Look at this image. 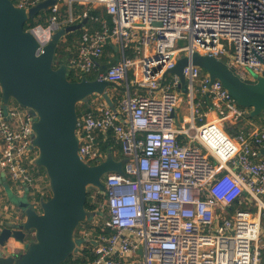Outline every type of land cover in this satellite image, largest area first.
Returning a JSON list of instances; mask_svg holds the SVG:
<instances>
[{"label":"built area","instance_id":"2783aa9c","mask_svg":"<svg viewBox=\"0 0 264 264\" xmlns=\"http://www.w3.org/2000/svg\"><path fill=\"white\" fill-rule=\"evenodd\" d=\"M74 3L85 7L77 16ZM99 8L112 26L103 21L100 30L83 32L68 68L78 79H105L120 99L116 111L99 95L92 99L78 120L80 154L100 164L106 155L98 139L112 134L122 148L120 158L112 155L125 161V174L108 173L106 192L91 195L92 227L79 233L81 249L93 245L87 264H264V122L250 119V110L202 69H184L187 94L168 73L197 53L224 60L246 82L264 77V0H60L47 26L31 30L45 46L56 29ZM108 47L111 61L102 71ZM183 99L188 127L176 126ZM33 123L20 106L5 108L0 96V192L4 173L11 189L19 196L28 190L40 211L49 185L35 175ZM235 202L246 209L232 208ZM3 212L0 204V232L23 220L17 214L3 221ZM16 248L5 255L18 256Z\"/></svg>","mask_w":264,"mask_h":264},{"label":"water","instance_id":"95a60500","mask_svg":"<svg viewBox=\"0 0 264 264\" xmlns=\"http://www.w3.org/2000/svg\"><path fill=\"white\" fill-rule=\"evenodd\" d=\"M60 0H42L30 7H19L12 0H0V90L5 108L15 102L34 119L33 142L39 155L36 166L49 179L51 197L41 201L40 211L27 192L19 196L11 188V203L23 214L19 223L8 222L0 232V246L10 241L24 244L18 256L0 251V264H63L79 253L82 241L76 233L94 213L86 208L90 191L106 192L103 178L108 173L125 174L123 160L108 153L98 165L81 157L77 134L78 105L89 104L99 95L116 111L110 95L112 85L103 78L78 81L69 79L68 65L55 66L56 51L65 36L81 30L88 22L59 27L49 43L42 46L26 23L49 12ZM206 72L211 81L219 80L236 103L250 110L255 118L264 112V77L254 83L242 80L224 60L202 56L179 59L168 73L178 76L179 90L188 93L184 69L189 65ZM260 156L264 157V148ZM7 182L2 174L1 184Z\"/></svg>","mask_w":264,"mask_h":264},{"label":"trees","instance_id":"16d2710c","mask_svg":"<svg viewBox=\"0 0 264 264\" xmlns=\"http://www.w3.org/2000/svg\"><path fill=\"white\" fill-rule=\"evenodd\" d=\"M12 1L16 5H18V3H19V0H12ZM72 8H73L72 12H73L74 16H77L83 12V6L79 5L78 3H74L72 5ZM50 12L51 11L41 13L39 16L35 17L34 19L29 20L25 25V29L31 30L37 26H40V25L47 26L48 17L50 15ZM68 17H69V7L68 6L66 7V5H62L61 18L67 19ZM88 17H89V19H88L87 24L81 30H78V31H75L73 33L68 34L59 43V46H58L57 51H56V58H55V66L56 67L60 66L62 63H65L69 66V61L71 58H73L75 56V53H76V50L78 47V42H79L83 32H85V31L94 32V31L100 30L102 28L103 21H107L109 23V25L112 26V18H111V16H109L107 14L106 10H104V9L90 10ZM95 19H98V20L96 21ZM75 23H81V20H79ZM108 54H109V51L107 48L106 53H105V58L106 57L110 58L108 56ZM87 77L90 80L95 79V76H87ZM69 79L71 81L80 80L74 76V73L71 70H69ZM0 96H1V90H0ZM94 97H97V96L94 95L91 98L89 104H79L78 105L79 117H82V115L91 111L92 99ZM119 99H120L119 96H115V97L112 96V100H113L115 105H118ZM11 105L18 106L15 102H12ZM250 119L260 121V122H264L263 115H261L259 117H255V118H250ZM98 143H99V146L101 148V152L103 153V155H107L108 153L114 154L117 152L118 155H116V156H117V158H120V156H121L120 152H121L122 148H121V146L116 144V141L114 140L112 134L100 135V137L98 139ZM35 175L37 177H40V176L45 177L44 181H46L49 184V179H48L47 174H46L44 169L35 167ZM9 185L11 186L10 182H9ZM93 192L94 191L89 192L88 200L86 203V208L90 212L94 211V209L96 208V205L93 204L91 201V195ZM40 197H41V195H39V194L36 195L37 200H39ZM44 197H45V200H48L51 197L50 188L47 190V192H45ZM232 208H234V209L235 208L246 209V205L235 202V204L233 205ZM255 209H256V207L253 206L252 210H255ZM263 223H264V218H263ZM82 227L90 228V227H92V224L89 222L81 224L79 226V229L77 230V233H76L78 238H80L79 233H80V230L82 229ZM97 233H100V231H98ZM92 246L93 245H91V242H89L87 246L80 249L79 253L72 255L63 264H87L89 260H93L95 258V255L92 251Z\"/></svg>","mask_w":264,"mask_h":264},{"label":"crops","instance_id":"0c3cea01","mask_svg":"<svg viewBox=\"0 0 264 264\" xmlns=\"http://www.w3.org/2000/svg\"><path fill=\"white\" fill-rule=\"evenodd\" d=\"M63 5H65V4H63ZM66 7H67V5H66ZM84 8L85 7L83 6V9ZM99 9H104V8H99ZM109 50L112 52V49L110 47H108V51ZM111 52L108 54L109 57L111 55ZM110 61H111V58H107V57L105 58V56L103 57V59L101 61V70L102 71H106L108 69ZM189 113H190V111L188 110L187 114L183 117V122H181V125L180 126L188 127V124L186 123V121H187V119L189 117ZM213 116L214 115L212 114L211 118H213ZM7 182H8V180H7ZM4 183L1 184L0 204H1V206L3 208L4 207L7 208V212H3L4 213V219H3V221L4 220L5 221H9L10 219L15 218V216L17 214H21L22 216H23V214H22V212L19 209H17L11 203V201L9 199V195L7 193L8 189H6V188L3 187ZM8 184H9V182H8ZM48 185L49 184L45 181V186L48 187ZM9 188H11L10 185H9ZM23 246L24 245L22 243H19V242H16V241H13L12 240V241H10V243L7 244V247L4 248V252L9 254V250H12L14 247H17L16 249H18V254H21L22 252H20V250L22 249ZM0 251H3L1 246H0Z\"/></svg>","mask_w":264,"mask_h":264},{"label":"rangeland","instance_id":"374dc122","mask_svg":"<svg viewBox=\"0 0 264 264\" xmlns=\"http://www.w3.org/2000/svg\"><path fill=\"white\" fill-rule=\"evenodd\" d=\"M185 45H186V43L183 42V41H181L179 43V46L180 47H183ZM110 52L111 51L109 50V53ZM189 109L190 108H189L188 101L186 99H183L182 102L179 104L177 110H176V112H177V116H176V126H180L181 125V122H183V117L187 114V112H188ZM189 116H190V114H189ZM3 187L6 188V189H8L9 188L8 182H5L4 185H3ZM96 220L102 221V219H100V218H96ZM85 228H86V230L90 231L88 227H82L81 231L82 230L85 231ZM23 251H24V246L22 247V249L20 250V252H23Z\"/></svg>","mask_w":264,"mask_h":264},{"label":"bare ground","instance_id":"6f19581e","mask_svg":"<svg viewBox=\"0 0 264 264\" xmlns=\"http://www.w3.org/2000/svg\"><path fill=\"white\" fill-rule=\"evenodd\" d=\"M42 33V31H38V34H41Z\"/></svg>","mask_w":264,"mask_h":264}]
</instances>
